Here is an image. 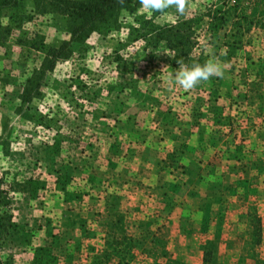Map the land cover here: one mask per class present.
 Returning <instances> with one entry per match:
<instances>
[{"label": "rangeland", "instance_id": "obj_1", "mask_svg": "<svg viewBox=\"0 0 264 264\" xmlns=\"http://www.w3.org/2000/svg\"><path fill=\"white\" fill-rule=\"evenodd\" d=\"M130 1L160 25L195 18L191 58L219 63L223 77L176 85L178 60L135 39L126 13L120 30L79 43L65 16L10 0L0 9V177L29 188L9 192L20 229L0 236V259L264 264V0H191L186 15ZM36 35L68 42L70 54L27 99L47 53L28 46Z\"/></svg>", "mask_w": 264, "mask_h": 264}, {"label": "trees", "instance_id": "obj_2", "mask_svg": "<svg viewBox=\"0 0 264 264\" xmlns=\"http://www.w3.org/2000/svg\"><path fill=\"white\" fill-rule=\"evenodd\" d=\"M9 4H11L10 0H0V9ZM34 7L39 13L51 11L65 16L69 23L68 32L72 41L79 43L94 31L110 33L120 30L126 13V16L128 14L138 23L137 26L129 24L130 34L135 35V39L141 38L150 42L154 47L164 43L174 58L186 65L205 64L201 59L195 61L191 58L193 48L197 44L194 30L195 18H177L172 23L160 25L155 23L152 17L137 16L135 4L130 0H124L123 4H120L118 0H34ZM36 36L39 37V41L30 39L32 42L28 46L41 51L46 50L47 53L41 65L34 69L32 77L26 81L23 96L27 99L32 97L31 90L35 87H29L30 83L40 81L43 73L53 69L58 59H66L70 54L65 49L68 42L63 41L59 47H47L42 36ZM26 182L18 181V187L11 189L12 185L10 184L9 188L4 178L0 177V236L3 240H7L12 232L20 229L19 225L12 220L9 192L10 190L28 189ZM2 185L7 187L4 189ZM0 264H13L11 256H7L4 260L0 259Z\"/></svg>", "mask_w": 264, "mask_h": 264}, {"label": "clouds", "instance_id": "obj_3", "mask_svg": "<svg viewBox=\"0 0 264 264\" xmlns=\"http://www.w3.org/2000/svg\"><path fill=\"white\" fill-rule=\"evenodd\" d=\"M120 4L124 0H118ZM142 9L149 12L166 14L169 8H175L180 15H186L191 8V0H139ZM179 70L175 74V84L184 90H191L198 85L209 81L212 77H223L224 69L216 62L208 61L203 65L185 66L181 61H177Z\"/></svg>", "mask_w": 264, "mask_h": 264}]
</instances>
